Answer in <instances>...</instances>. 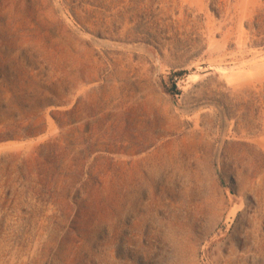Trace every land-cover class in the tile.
I'll return each instance as SVG.
<instances>
[{"label": "rangeland", "instance_id": "374dc122", "mask_svg": "<svg viewBox=\"0 0 264 264\" xmlns=\"http://www.w3.org/2000/svg\"><path fill=\"white\" fill-rule=\"evenodd\" d=\"M0 264H264V0H0Z\"/></svg>", "mask_w": 264, "mask_h": 264}, {"label": "bare ground", "instance_id": "6f19581e", "mask_svg": "<svg viewBox=\"0 0 264 264\" xmlns=\"http://www.w3.org/2000/svg\"><path fill=\"white\" fill-rule=\"evenodd\" d=\"M224 72V71H223ZM196 76V75H195ZM192 77V76H191ZM190 79V78H189Z\"/></svg>", "mask_w": 264, "mask_h": 264}]
</instances>
